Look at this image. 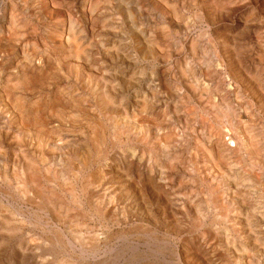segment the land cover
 <instances>
[{
  "label": "rangeland",
  "instance_id": "obj_1",
  "mask_svg": "<svg viewBox=\"0 0 264 264\" xmlns=\"http://www.w3.org/2000/svg\"><path fill=\"white\" fill-rule=\"evenodd\" d=\"M83 4L0 0V264H264V0ZM63 22L76 25L71 53L56 43ZM25 48L44 57L26 88Z\"/></svg>",
  "mask_w": 264,
  "mask_h": 264
},
{
  "label": "bare ground",
  "instance_id": "obj_2",
  "mask_svg": "<svg viewBox=\"0 0 264 264\" xmlns=\"http://www.w3.org/2000/svg\"><path fill=\"white\" fill-rule=\"evenodd\" d=\"M26 1H27V0H26ZM89 1H90V0H84V4H83V6H84V5L87 6V3H88ZM17 2H18V1H17ZM98 2H99V0H98ZM23 3H24V1H23ZM88 5H89V4H88ZM95 5H96V3H95ZM100 5H101V4H100ZM45 6H46V5H45ZM85 6H84V7H85ZM92 7H93V6H92ZM90 9H91V8H90ZM49 10H50V9H49ZM49 10H48V11H49ZM87 10H88V9H87ZM93 10H94V9H93ZM95 10H96V9H95ZM59 11H60V10H59ZM84 11H86V10H84ZM17 12H18V11H17ZM26 12H27V11H26ZM100 12H101V11H100ZM221 12H222V11H221ZM50 13H51V12L47 13L48 16L50 15ZM101 13H102V12H101ZM103 13H105V12H103ZM106 13H107V12H106ZM47 14H46V15H47ZM86 14H88V13H86ZM52 15H53V14H52ZM91 15H93L92 17H94V14H91ZM91 15H89V16L91 17ZM95 15H97V14H95ZM102 15H103V14H102ZM57 16H58V15H57ZM14 17H15V16H14ZM65 17H66V16H65ZM95 17H96V16H95ZM98 17H99V15H98ZM102 17H104V16H102ZM49 18H50V16H49ZM51 18H53V17L51 16ZM51 18H50V19H51ZM81 19H82V18H81ZM90 19H91V18H90ZM94 19H95V18H94ZM99 19H100V18H99ZM47 20H48V19H47ZM52 20H53V19H52ZM52 20H51V22H52ZM83 20H84V19H83ZM95 20H96V19H95ZM70 21H71V20H70ZM98 21H99V20H98ZM11 22H12V21H11ZM55 22H56V21H55ZM59 22H60V21H59ZM79 22H80V21H79ZM105 22H106V21H105ZM105 22H104V23H105ZM232 22H233V21H232ZM52 23H53V22H52ZM57 23H58V22H57ZM80 23H81V22H80ZM55 24H56V23H55ZM59 24H60L59 26H58V25H57V27L55 26L57 30H59V28H61V29H60L61 32H60V34H59L58 39L56 40V43L59 44L60 46H61V45H62V46H63V45H64V46H67L68 50H70L69 52L71 53V47H72V46L74 47V45L71 46V44L73 43V42L71 43V38H72V36L75 35V33H76L75 31H77V30H76V25H75L74 23H72V22H67V23L63 22L62 24H61V23H59ZM89 25H91V24L89 23ZM10 26H11V25H10ZM16 26H17V25H16ZM45 26H46V25H44L43 27H45ZM81 26H82V24H81ZM83 26H84V25H83ZM14 27H15V26H14ZM14 27H12V28H14ZM24 27H25V26H24ZM46 27H47V26H46ZM52 27H53V26H52ZM92 27H93V26H92ZM53 28H54V27H53ZM88 28H90V27H88ZM21 29H22V28H21ZM24 29H25V28H24ZM45 29H46V28H45ZM45 29H44V30H45ZM51 29H52V28H51ZM11 30H12V29H11ZM25 30H26V29H25ZM52 30H54V29H52ZM79 30H80V28H79ZM84 30H85V28H84ZM92 30H97V29H91V32H92ZM21 31H22V30H21ZM45 31H46V30H45ZM85 31H86V30H85ZM85 31H84V32H85ZM16 32H18V31H16ZM32 32H33V31H32ZM32 32H30V33L33 34V36H36V35H34L35 32H34V33H32ZM52 32H54V31H52ZM55 32H56V30H55ZM24 33H25V32H24ZM30 33H29V34H30ZM92 33H94V31H93ZM1 34H2V33H1ZM1 34H0V35H1ZM3 34H4V33H3ZM6 34H7V33H6ZM46 34H47V36H48V33H47V32H46ZM82 34H83V33H82ZM86 34H87V33H86ZM102 34H103V33H102ZM22 35H23V34H21V40H20V42H19L18 45H20V44L24 45V44H25V46H27V47L29 48V47L31 46V41H32V40L30 41L31 38H29L28 35H26V34H24L23 36H22ZM41 35L43 36V33H42ZM44 35H45V33H44ZM51 35H55V34H50V36H51ZM76 35H77V34H76ZM6 36H7V35H6ZM11 36H12V35H11ZM33 36H32V37H33ZM42 36H41V37H42ZM80 36H81V35H80ZM80 36H79V37H80ZM13 37H15V36H13ZM43 37H44V36H43ZM19 38H20V37H19ZM47 38H48V37H47ZM50 38H51V37H50ZM52 38H53V36H52ZM82 38H83V37H82ZM82 38H81V39H82ZM14 39H16V38H14ZM32 39H33V38H32ZM53 39H54V38H53ZM75 39H76V37H75ZM79 39H80V38H79ZM9 40H10V39H9ZM17 40H18V39H17ZM35 40H36V39H35ZM40 40H42V39H40ZM40 40H39V41H40ZM49 40H50V39H49ZM73 40H74V39H73ZM85 40H86V39H85ZM10 41H11V40H10ZM37 41H38V40H37ZM44 41H45V38H44ZM44 41H43V42H44ZM77 41H78V40H77ZM83 41H84V40H83ZM5 42H6V41H5ZM14 42H15V41H14ZM14 42H13V45H15ZM46 42H47V41H46ZM81 42H82V41H81ZM51 43H52V42H51ZM84 43H85V42H84ZM11 44H12V43H11ZM11 44H10V46H12ZM74 44H75V43H74ZM2 45H3V43H2ZM8 45H9V44H8ZM40 45H41V44H40ZM43 45H44V44H43ZM43 45H42V46H43ZM47 45H48V44H46V45H44V46L47 47ZM0 46H1V45H0ZM3 46H4V45H3ZM10 46H9V47H10ZM15 46H16V45H15ZM15 46H14V47H15ZM20 46H21V45H20ZM37 46H38V42H37ZM44 46H43V47H44ZM48 46H49V45H48ZM83 47H84V46H83ZM1 48H2V47H1ZM5 48H6V46H5ZM10 48H11V47H10ZM10 48H8L9 51H12V50H10ZM19 48H20V47H19ZM48 48H49V47H48ZM50 48H51V47H50ZM60 48H61V47H60ZM63 48H64V47H62V49H63ZM16 49H17V47H16ZM16 49H15V50H16ZM25 49L27 50V48H25ZM40 49H41V48H40ZM44 49H45V48H44ZM55 49H56V46H55L54 50H55ZM62 49H61V50H62ZM75 49H76V48H75ZM82 49H83V48H81V50H82ZM6 50H7V49H5V51H6ZM28 50H29V49H28ZM28 50H27V51H28ZM61 50H60V52H61ZM72 50H73V49H72ZM81 50H80V51H81ZM114 50H115V49H114ZM9 51H8V52H9ZM20 51H22V50H20ZM39 51H40V50H39ZM43 51H44V50H43ZM43 51H42V52H43ZM45 51L47 52L48 50H45ZM45 51H44V52H45ZM51 51H53V50H51ZM58 51H59V50H58ZM58 51H57V52H58ZM62 51H63V50H62ZM80 51H79V52H80ZM16 52H17V51H16ZM76 52H77V51L75 50V53H76ZM79 52H77V53L79 54ZM91 52H92V51H91ZM5 53H6V52H5ZM13 53H14V52H13ZM13 53H12V54H13ZM25 53H26V52H25ZM49 53H51V55H52V52H50V50H49ZM67 53H68V52H67ZM72 53H73V52H72ZM75 53H74V54H75ZM80 53H81V52H80ZM0 54H3V55H4V53H0ZM6 54H8V53H6ZM58 54H59V53H58ZM61 54H63V53H61ZM17 55H19V54H17ZM47 55H48V54H47ZM76 55H77V54H76ZM84 55H89V54H84ZM1 56H2V55H1ZM7 56H8V55H7ZM10 56H11V55H10ZM22 56H23V55H22ZM22 56H20V57H22ZM40 56H41V53H38L37 50L32 49V52L29 53V51H28V53H27L26 55H24V57L22 58V60L20 61V63L16 60V62L19 63V64H17V65L19 66V68H18V67H17V68H18V69L21 68L22 75H24V77H25L24 80H23V81H24V84H22V85L24 86V88H26L25 85H26L27 83H29L31 80L35 79V78L31 77V76H30L31 78H28V76H29L28 73H29V69H32V68L34 69V68H35L34 70H36V68L40 67V66L35 67V66H37V61H39V62H42V61H43V58H44V57H40ZM58 56H60V54H59ZM79 56H80V58H81V55H79ZM3 57H4V56H3ZM3 57H2V59H3ZM5 57H6V56H5ZM8 57H9V56H8ZM18 57H19V56H18ZM84 57H85V56H84ZM16 58H17V57H16ZM64 58H65V57H64ZM67 58H68V57H67ZM69 58H70V62H71V63H72V62H73V63L75 62V58H76V57H75L73 54H70ZM69 58H68V59H69ZM87 58H89V57H87ZM106 58H107V57H106ZM6 59H7V58H6ZM45 59H46V57H45ZM68 59H67V62L69 61ZM76 59H77V58H76ZM53 60H54V59H52L51 62H52ZM55 60H56V59H55ZM60 60H61V59H60ZM86 60H87V59H86ZM10 61H11V60H10ZM56 61H57V60H56ZM56 61H55V62H56ZM63 61H65V60L63 59ZM79 61H80V59H79ZM91 61H92V60H91ZM0 62H1V61H0ZM57 62H58V61H57ZM57 62H56V63H57ZM86 62H87V65H88L87 67H89V65H90V64L88 63L89 61H86ZM86 62H84V63H86ZM13 63H14V62H13ZM82 63H83V61H82ZM4 64H5V63H3V65H4ZM15 64H16V63H15ZM48 64H49L50 69H53V64L50 63V61H49ZM78 64H79V63H78ZM78 64H77V65H78ZM7 65H8V64H7ZM10 65H11V64H10ZM0 66H2V64H1ZM15 66H16V65H15ZM60 66H61V65H60ZM79 66H80V65H79ZM95 66H96V65H95ZM6 67H7V66H6ZM6 67H5V68H6ZM43 67H45V66H43ZM46 67H47V66H46ZM55 67H56V66H55ZM68 67H69V66H68ZM93 67H94V66H93ZM96 67H97V66H96ZM12 68H13V67H12ZM15 68H16V67H15ZM59 68H60V67H59ZM62 68H64V70H65V67H64V66H63ZM66 68H67V67H66ZM70 68H71V67H70ZM78 68H79V67H78ZM90 68H91V65H90ZM2 69H3V68H2ZM43 69H44V68H43ZM74 69H75V68H74V66H73V70H74ZM34 70H33V71H34ZM41 70H42V68H41ZM41 70H40V72H41ZM56 70L58 71V69H56ZM71 70H72V69H71ZM92 70H93V69H92ZM98 70H99V68H98ZM98 70H97V71H98ZM0 71H1V68H0ZM8 71H9V69H8ZM10 71H12V70H10ZM17 71H18V70H17ZM31 71H32V70H31ZM46 71H47V68H46ZM49 71H50V70H49ZM53 71H55V70H53ZM66 71H67V69L65 70V72H66ZM78 71H79V70H78ZM95 71H96V69H95ZM194 71H195V70H194ZM34 72H35V71H34ZM42 72H43V70H42ZM58 72H59V71H58ZM58 72L55 71L56 74H57ZM62 72H63V70H62ZM62 72H60V73H62ZM90 72H91V70H90ZM92 72H93V71H92ZM92 72H91V73H92ZM0 73L2 74V72H0ZM7 73H8V72H7ZM7 73H6V74H7ZM12 73H13V72H11V74H12ZM18 73H19V72H18ZM37 73H38V72H37ZM68 73H69V71L67 72V74H68ZM70 73H71V72H70ZM76 73H77V71H76ZM76 73H75V74H76ZM114 73H115V72H114ZM11 74H10V77H13ZM30 74H31V73H30ZM41 74H42V73H41ZM41 74H39V76H40ZM48 74H49V73H48ZM56 74H54V76H57V77H58V75H56ZM58 74H59V73H58ZM65 74H66V73H65ZM73 74H74V73H73ZM94 74H95V73H94ZM96 74H97V73H96ZM98 74H99V72H98ZM2 75H3V74H2ZM7 75H8V74H7ZM7 75H6V76H7ZM31 75H34V74H31ZM45 75H47V74L45 73ZM52 75H53V74H52ZM60 75L63 76V78H65V76H66V75L64 76V75H62V74H60ZM68 75H69V74H68ZM78 75H79V74H78ZM78 75H76V77H77ZM102 75H103V74H102ZM6 76H4V77H6ZM19 76H20V75H19ZM71 76H73V75H71ZM85 76H86V75H85ZM93 76H94V75H93ZM4 77H3V78H4ZM8 77H9V76H8ZM34 77H35V76H34ZM46 77H47V76H46ZM67 77H69V76H67ZM78 77H79V76H78ZM6 78H7V77H6ZM6 78H5V79H6ZM43 78H44V77H43ZM55 78H56V77H55ZM71 78H72V77H71ZM80 78H81V76H80ZM90 78H92V76H91ZM7 79H8V78H7ZM16 79H17V78H16ZM36 79H37V78H36ZM36 79H35V80H36ZM38 79H39V78H38ZM47 79L49 80V77H48ZM47 79H45V80H47ZM51 79H54V78H50V80H51ZM72 79H73V78H72ZM77 79H78V81H79V78H77ZM81 79H83V78H81ZM85 79H86V78H85ZM45 80H44V81H45ZM50 80H49V83H50ZM54 80H55V79H54ZM54 80H53V81H54ZM58 80H59V79H58ZM63 80L65 81V79H63ZM69 80H70V82H71V79H69ZM92 80H93V78H92ZM8 81H9V80H8ZM20 81H21V80H20ZM36 81H37V80H36ZM61 81H62V79H61ZM67 81H68V80H67ZM45 82H46V81H45ZM45 82L42 81V83H45ZM58 82H59V81H58ZM70 82H69V83H70ZM73 82H75V80H74ZM84 82H85V81H84ZM86 82H87V81H86ZM86 82H85V83H86ZM3 83H5V82H3ZM21 83H23V82H20V83H18V84L20 85ZM35 83H36V85L38 84V82H35ZM35 83H34V84H35ZM40 83H41V82H40ZM40 83H39V84H40ZM47 83H48V81H47ZM53 83H54V82H53ZM66 83H67V82H65V84H66ZM77 83H78V82H77ZM88 83H90V82H88ZM102 83H103V82H102ZM50 84H51V83H50ZM63 84H64V83H63ZM70 84H71V83H70ZM91 84H92V83H91ZM91 84H90V86H91ZM94 84H95V83H94ZM97 84H98V83H97ZM103 84H104V83H103ZM105 84H106V83H105ZM4 85L6 86V83H5ZM12 85H13V84H11V86H12ZM42 85H43V84H42ZM42 85H40V87H41ZM45 85H46V83H45ZM71 85H72V84H71ZM85 85H89V84H85ZM85 85H84V86H85ZM98 85H100V84H98ZM107 85H108V84H106V86H107ZM193 85H194V84H193ZM8 86H9V85H8ZM37 86H38V85H37ZM43 86H44V85H43ZM49 86H50V85H49ZM60 86L62 87L63 85H60ZM66 86H68V85H66ZM80 86H82V85L80 84ZM80 86H79V87H80ZM93 86H94V85H92V87H93ZM106 86H105L104 88H106ZM190 86H191V85H190ZM204 86H205V85H204ZM12 87H13V86H12ZM20 87H21V86H20ZM33 87H34V86H33ZM56 87H57V85H56ZM58 87H59V86H58ZM70 87H71V86H70ZM70 87H69V88H70ZM74 87H75V85H74ZM82 87H83V86H82ZM3 88H4V86H3ZM8 88H9V87H8ZM18 88H19V87H18ZM18 88H17V89H18ZM35 88H36V87H35ZM66 88H67V87H66ZM69 88H67V89H69ZM86 88H87V87H86ZM100 88H101V87H100ZM102 88H103V87H102ZM12 89H13V88H12ZM12 89H11V91H12ZM14 89H15V88H14ZM47 89H48V88H47ZM49 89H50V88H49ZM56 89H57V88H56ZM58 89H59V88H58ZM62 89H63V88H61V89H59V90L62 91ZM71 89H72V88H71ZM71 89H69V90H71ZM77 89H78V88H77ZM83 89H84V88H83ZM91 89H92V88H91ZM94 89H95V87H94ZM106 89H108V88H106ZM106 89H105V90H106ZM110 89H111V88H110ZM1 90H2V88H1ZM21 90H22V89H21ZM29 90H32V88L29 89ZM63 90H64V89H63ZM69 90H68V91H69ZM75 90H76V89H75ZM75 90H74V91H75ZM86 90H87V89H86ZM88 90H90V88H88ZM92 90H93V89H92ZM95 90H96V89H95ZM95 90H94V91H95ZM2 91H3V90H2ZM18 91H19V89H18ZM18 91H17V92H18ZM37 91H38V90H37ZM57 91H58V90H57ZM57 91H56V92H57ZM74 91H73V93H74ZM99 91H100V90H99ZM111 91H112V90H111ZM204 91H205V90H204ZM17 92H16V93H17ZM30 92H34V90H33V91H30ZM35 92H36V91H35ZM38 92H39V91H38ZM49 92H50V91H49ZM58 92H59V91H58ZM65 92H66V91H65ZM77 92H78V90H77ZM79 92H80V91H79ZM81 92L83 93V91H81ZM92 92H93V91H92ZM95 92L97 93V92H98V89H97V91H95ZM105 92H106V91H105ZM112 92H113V91H112ZM4 93H6V92H4ZM7 93H8V91H7ZM11 93H12V92H11ZM18 93H19V92H18ZM23 93H27V94H28L29 92H25V91L22 92V97H23ZM42 93H43V92H42ZM44 93H45V92H44ZM62 93H63V92H60L59 94L61 95ZM68 93H69V92H68ZM82 93H81V94H82ZM88 93H89V92H88ZM93 93H94V92H93ZM102 93L104 94L103 91H102ZM1 94H2V93H1ZM30 94H32V93H30ZM38 94H39V93H38ZM57 94H58V93H57ZM66 94H67V92H66ZM70 94H71V93H70ZM91 94H92V93H91V90H90V95H91ZM153 94H154V93H153ZM258 94H259V93H258ZM7 95H8V94H7ZM7 95H5V96H7ZM20 95H21V93H20ZM77 95H78V94H77ZM85 95H86V94H85ZM87 95H88V94H87ZM95 95H96V94H94V96H95ZM99 95H100V92H99ZM5 96H4V97H5ZM8 96H10V95H8ZM12 96H13V95H11V97H12ZM47 96H49V95H47ZM47 96H46V97H47ZM65 96H66V95H65ZM67 96H68V94H67ZM71 96H72V95H71ZM75 96H76V93H75ZM80 96H81V95H80ZM82 96H83V95H82ZM94 96H93V97H94ZM96 96L98 97V95H96ZM13 97H14V96H13ZM16 97H17V95H16ZM36 97H37V96H36ZM41 97H42V96H41ZM56 97H57V96H56ZM61 97H62V96H61ZM86 97H87V96H86ZM101 97H102V94H101ZM104 97H105V94H104ZM6 98H7V97H6ZM9 98H10V97H9ZM24 98H26V97H24ZM39 98H40V97H39ZM39 98H37V99H39ZM59 98H60V97H59ZM59 98H58V100H59ZM66 98H67V97H66ZM83 98H85V97H82V99H83ZM98 98H99V97H98ZM98 98H95V99H98ZM4 99H5V98H4ZM7 99H8V98H7ZM11 99H12V98H11ZM21 99H22V98H21ZM37 99H36V100H37ZM42 99H43V97H42ZM42 99H40V100L42 101ZM63 99H64V98H63ZM71 99H72V98H71ZM73 99H74V98H73ZM88 99H89V98H88ZM95 99H94V100H95ZM1 100H3V99H1ZM22 100H23V99H22ZM22 100H21V102H24V101H22ZM34 100H35V99H34ZM48 100H50V99H47V101H48ZM55 100H57V99H55ZM60 100H62V99H60ZM64 100H65V99H64ZM83 100H85V99H83ZM86 100H87V98H86ZM89 100H90V99H89ZM89 100H88V101H89ZM94 100H93V101H94ZM9 101H10V100H9ZM14 101H16V99H15ZM25 101H26V100H25ZM45 101H46V100H45ZM50 101H51V100H50ZM50 101H49V104H50ZM53 101H54V97H53ZM69 101H70V100H69ZM95 101H98V100H95ZM100 101H101V99H100ZM21 102H20V103L17 102V104L19 103V105H23V103H21ZM55 102H56V101H55ZM57 102H58V101H57ZM63 102H64V101H63ZM65 102H66V100H65ZM65 102H64V104H65ZM73 102H74V101L72 100V104H73ZM76 102H77V101L75 100L74 105H75ZM98 102H99V101H98ZM6 103H7V102H6ZM43 103H44V102H43ZM70 103H71V102H70ZM78 103H79V102H78ZM89 103H90V102H88L87 104L90 105ZM139 103H140V102H139ZM142 103H143V102H142ZM17 104H16V105H17ZM34 104H35V103H34ZM34 104H33V105H34ZM40 104H41V103H40ZM44 104H45V103H44ZM58 104H60V101H59ZM61 104H62V103H61ZM83 104H85V103H83ZM87 104H86V105H87ZM10 105H11V104H10ZM14 105H15V104H14ZM27 105H28V104H27ZM35 105H37V103H36ZM47 105H48V104H47ZM47 105H45V106H47ZM76 105H77V104H76ZM86 105H84V107H85ZM100 105H101V104H100ZM143 105H144V103H143ZM3 106H4V105H3ZM8 106H9V105H8ZM54 106H55V105H54ZM68 106H69V108H70V105H69V104H68ZM71 106H72V105H71ZM78 106H79V105H78ZM109 106H110V105H109ZM118 106H119V105H118ZM213 106H214V105H213ZM0 107H1V106H0ZM6 107H7V106H6ZM11 107H12V106H11ZM15 107H17V106H14V108H15ZM19 107L21 108V110H23L24 108L26 109V107H21V106H19ZM27 107H28V106H27ZM33 107H35V106H32V108H33ZM40 107H41V106H40ZM40 107H38L39 110H41ZM61 107H62V105H61ZM73 107H75V106H73ZM82 107H83V105H82ZM82 107L80 106V109H81ZM84 107H83V108H84ZM116 107H117V106H116ZM1 108H2V107H1ZM17 108H18V107H17ZM17 108H16V110L19 111L20 108H19V109H17ZM22 108H23V109H22ZM32 108H31V109H32ZM36 108H37V106H36ZM43 108H45V107H43ZM52 108H53V106H52ZM67 108H68V107H67ZM76 108L78 109V107H76ZM107 108H108V107H107ZM143 108H144V107H142V109H143ZM9 109H10V108H9ZM33 109H34V108H33ZM54 109H55V107H54ZM62 109H63V107L60 109V110H61V111H60L61 114H62V112L65 111V110L62 111ZM80 109H79V110H80ZM144 109H145V108H144ZM21 110H20V111H21ZM36 110H38V109H35V111H36ZM67 110L69 111V109H67ZM71 110H72V108H71ZM75 110H76V109H75ZM83 110H84V109H83ZM92 110H93V109H92ZM20 111H19V113H20ZM52 111H53V109H52ZM77 111H78V110H77ZM84 111H85V110H84ZM141 111H142V110H141ZM141 111H140V112H141ZM143 111H144V110H143ZM23 112H24V111H23ZM28 112H29V110H27V111H26V114H25V113H24V114L28 116V115H29ZM31 112H32V111H31ZM36 112H38V111H36ZM43 112H44V111H43ZM43 112H42V113H43ZM50 112H51V110H50ZM86 112H87V111H86ZM125 112H126V111H125ZM17 113H18V112H17ZM21 113H22V112H21ZM32 113H33V112H32ZM40 113H41V112H40ZM71 113H72V112H71ZM223 113H224V112H223ZM46 114H47V113H46ZM53 114H54V116H55L56 114H59L58 110H57V113H56V114H55V111L53 112ZM75 114L77 115V113H75ZM30 115H31V114H30ZM37 115H38V114H37ZM43 115H44V114H43ZM51 115H52V114H51ZM51 115L49 114L48 116L51 117ZM62 115H63V114H62ZM65 115H69V114L67 113V114H65ZM71 115H72V114H71ZM78 115H79V114H78ZM3 116H4V115H3ZM15 116H16V115H15ZM27 116H26V117H27ZM52 116H53V115H52ZM60 116H61V115H60ZM87 116H88V115H87ZM97 116H98V115H97ZM97 116H96V117H97ZM108 116H109V115H108ZM32 117H33V116H32ZM34 117H36V116H34ZM37 117H38V116H37ZM41 117H43V116H41ZM41 117H40V118H41ZM46 117H47V116H46ZM64 117H65V116H64ZM66 117H68V116H66ZM99 117H100V116H99ZM106 117H107V116H106ZM40 118H39V119H40ZM53 118H57V117H53ZM60 118H61V117H60ZM62 118H63V117H62ZM71 118H72V117H70V119H71ZM75 118H76V116L74 117V119H75ZM78 118L80 119V117H78ZM78 118H77V119H78ZM88 118H89V116H88ZM88 118H86V119H88ZM125 118H126V117H125ZM17 119H20V118H17ZM24 119L27 121L26 118H24ZM24 119H23V120H24ZM30 119H31V118H30ZM33 119H34V118H33ZM35 119H36V118H35ZM39 119H38V120H39ZM44 119H45V118H44ZM51 119H52V118H51ZM64 119H65V118H64ZM70 119H69V120H70ZM74 119H73V120H74ZM79 119H78V120H79ZM81 119H82V118H81ZM84 119H85V118H84ZM104 119H106V118H104ZM127 119H128V118H127ZM23 120H22V121H23ZM38 120H36V121L34 120L33 122H36L35 124H37V123H38ZM48 120H49V119H48ZM71 120H72V119H71ZM75 120H76V119H75ZM91 120H92V119H91ZM22 121H21V122H22ZM40 121H41V120H40ZM63 121H64V120H63ZM97 121H98V120H97ZM2 122H3V121H2ZM19 122H20V121H19ZM42 122H46V120H42ZM51 122H52V121H51ZM61 122H62V121H61ZM66 122H68V120H67ZM99 122H100V121H99ZM126 122H127V121H126ZM3 123H5V122H3ZM27 123H28V122H27ZM47 123H49V122H47ZM47 123H46V124H47ZM58 123H59V122H58ZM72 123H73V122H72ZM75 123H76V121H75ZM80 123H81V122H80ZM105 123H106V122H105ZM123 123H124V122H123ZM6 124H7V123H6ZM32 124H33V123H32ZM35 124H34V126H35ZM38 124H40V123H38ZM38 124H37V125H38ZM42 124H43V123H42ZM44 124H45V123H44ZM64 124H65V123H64ZM66 124H68V123H66ZM77 124H78V123H77ZM99 124H100V123H99ZM101 124H102V123H101ZM114 124H115V123H114ZM116 124H117V123H116ZM236 124H237V123H236ZM21 125H22V123H21ZM53 125H54V124H53ZM73 125H75V124H72V126H73ZM32 126H33V125H32ZM41 126H42V125H41ZM41 126H40V127H41ZM43 126H44V125H43ZM61 126H62V124H61ZM61 126H60V127H61ZM66 126H67V125H66ZM69 126H70V125H69ZM87 126H88V125H87ZM97 126H98V125H97ZM123 126H124V125H123ZM35 127H36V126H35ZM57 127H58V125H57ZM70 127H71V126H70ZM75 127H76V126H75ZM77 127H78V126H77ZM95 127H96V126H95ZM36 128H37V127H36ZM46 128H47V127H46ZM55 128H56V127H55ZM61 128H62V127H61ZM120 128H121V127H120ZM28 129H29V127L27 128V131H26V132L29 131ZM41 129H42V128H41ZM65 129H66V128H65ZM95 129H96V128H95ZM103 129H104V128H103ZM35 130H36V129H35ZM39 130H40V129L36 130V132L34 131L35 134H36V136H37V131H39ZM45 130H46V129H45ZM55 130H56V129H55ZM139 130H140V129H139ZM229 130H230V129H229ZM4 131H5V130H4ZM14 131H15V130H14ZM41 131H42V130H40V132H41ZM48 131H50V130H48ZM66 131H68V130H66ZM90 131H91V130H90ZM142 131H143V130H142ZM26 132H25V133H26ZM43 132H45V131H42V134H43ZM70 132H71V131H70ZM70 132H69V134H67V135H70ZM112 132H113V130H112ZM45 133H46L45 135H47V134L50 135V132H49V133H48V132H45ZM66 133H67V132H66ZM92 133H93V132H92ZM113 133H114V132H113ZM5 134H6V131H5ZM28 134H29V133H28ZM38 134H39V132H38ZM93 134H94V133H93ZM148 134H149V133H148ZM150 134H151V133H150ZM45 135H44V136H45ZM109 135H110V134H109ZM131 135H132V134H131ZM134 135H136V134H134ZM145 135H146V134H145ZM15 136H16V135H15ZM24 136H25V135H24ZM36 136H35V137H36ZM44 136H43V137H44ZM51 136H52V133H51ZM72 136H73V135H72ZM107 136H108V134H107ZM176 136H177V135H176ZM27 137H28V136H27ZM27 137H26V138H27ZM29 137H30V136H29ZM38 137H41V134H40L39 136H37V138H38ZM43 137L40 138V139L43 140ZM54 137H55V135H54ZM66 137H67V136H66ZM95 137H96V136H95ZM95 137H94V138H95ZM100 137H102V136H100ZM118 137H119V136H118ZM134 137H135V136H134ZM237 137H238V136H237ZM11 138H12V137H11ZM30 138H31V137H30ZM73 138H74V137H73ZM229 138H230V137H229ZM6 139H7V138H6ZM63 139H64V138H63ZM131 139H132V138H131ZM144 139H145V138H144ZM146 139H147V137H146ZM35 140H36V139H35ZM42 140H41V141H42ZM57 140H59V139H57ZM66 140H67V139H65V141H66ZM71 140H72V139H71ZM101 140H102V139H101ZM21 141H22V140H21ZM37 141H38V139H37ZM72 141H73V140H72ZM108 141H109V140H108ZM110 141H111V140H110ZM116 141H117V140H116ZM152 141H153V140H152ZM157 141H158V140H157ZM5 142H6V141H5ZM129 142H131V141H129ZM144 142H145V141H144ZM15 143H16V142H15ZM37 143H38V142H37ZM39 143H40V142H39ZM56 143H57V142H56ZM62 143H63V142H62ZM65 143H66V142H65ZM67 143H68V142H67ZM142 143H143V142H142ZM223 143H224V142H223ZM231 143H232V142H231ZM16 144H17V143H16ZM16 144H15V145H16ZM47 144H48V143H47ZM118 144H119V143H118ZM129 144H130V143H129ZM228 144H229V143H228ZM59 145H61V144L59 143ZM64 145H65V144H64ZM82 145H83V144H82ZM111 145H112V144H111ZM114 145H115V144H114ZM119 145H120V144H119ZM162 145H163V144H162ZM37 146H38V145H37ZM37 146H35V147H37ZM154 146H156V145H154ZM224 146H225V145H224ZM31 147H32V146H31ZM74 147H75V146H74ZM226 147H227V146H226ZM245 147H246V146H245ZM71 148H72V147H71ZM93 148H94V147H93ZM98 148H99V147H98ZM220 148H221V147H220ZM247 148H248V147H247ZM38 149H39V148H38ZM43 149H44V148H43ZM52 149H53V148H52ZM54 149H55V148H54ZM96 149H97V148H96ZM96 149H95V150H96ZM99 149H100V148H99ZM124 149H125V148H124ZM222 149H223V148H222ZM22 150H23V149H22ZM38 151H39V150H38ZM47 151H48V150H47ZM53 151H55V150H53ZM87 151H89V150H87ZM18 152H19V151H18ZM89 152H90V151H89ZM98 152L100 153V151H98ZM156 152H157V151H156ZM11 153H12V152H11ZM37 153H38V152H37ZM40 153H41V152H40ZM44 153H45V152H44ZM56 153L58 154V152H56ZM91 153H92V152H91ZM13 154H16V152L13 153ZM53 154H55V153H53ZM53 154H52V155H53ZM249 154H250V153H249ZM0 155H1V154H0ZM20 155H21V154H20ZM23 155H24V154H23ZM30 155H31V154H30ZM48 155H49V154H48ZM83 155H84V154H83ZM144 155H145V154H144ZM149 155H150V153H149ZM106 156H107V155H106ZM40 157H42V156H40ZM86 157H87V156H86ZM86 157H85V160H86ZM168 157H169V156H168ZM23 158H24V157H23ZM43 158H45V157L43 156L42 159H43ZM158 158H159V157H158ZM237 158H238V157H237ZM14 159H15V158H14ZM42 159H41V160H42ZM52 159H53V158H52ZM56 159H57V158H56ZM82 159H83V158H82ZM93 159H94V158H93ZM58 160H59V159H58ZM153 160H154V159H153ZM17 161H18V160H17ZM21 161H22V160H21ZM87 161H88V159H87ZM12 162H13V160H12ZM22 162H24V160H23ZM26 162H27V161H26ZM168 162H169V161H168ZM52 163H53V162H52ZM60 163H61V162H60ZM121 163H122V162H121ZM226 163H227V162H226ZM12 164H13V163H12ZM29 164H30V163H29ZM93 164H94V163H93ZM96 164H97V163H96ZM124 164H125V163H124ZM99 165H100V164H99ZM104 165H105V164H104ZM230 165H231V164H230ZM49 166H50V164H49ZM77 166H78V165H77ZM215 166H216V165H215ZM12 167H13V166H12ZM86 167H87V166H86ZM122 167H123V166H122ZM163 167H164V166H163ZM170 167H171V166H170ZM253 167H254V166H253ZM25 168H26V167H25ZM28 168H29V167H28ZM61 168H62V167H61ZM117 168H118V167H117ZM136 168H137V167H136ZM233 168H234V166H233ZM5 169H6V167H5ZM8 169H9V168H8ZM37 169H38V168H37ZM55 169H56V168H55ZM59 169H60V168H59ZM38 170H39V169H38ZM71 170H72V169H71ZM119 170H120V169H119ZM48 171H49V170H48ZM61 171H62V170H61ZM88 171H89V170H88ZM110 171H111V170H110ZM116 171H117V170H116ZM138 171H139V170H138ZM174 171H175V170H174ZM176 171H177V170H176ZM12 172H13V171H12ZM12 172H11V173H12ZM53 172H54V170H53ZM62 172H63V171H62ZM69 172H70V171H69ZM163 172H165V171H163ZM228 172H229V171H228ZM40 173H41V172H40ZM47 173L49 174V172H47ZM54 173H55V172H54ZM54 173H53V174H54ZM127 173H128V172H127ZM137 173H138V172H137ZM149 173H150V172H149ZM217 173H218V172H217ZM219 173H220V172H219ZM6 174H7V173H6ZM22 174H23V172H22ZM29 174H30V172H29ZM44 174H46V172H45ZM99 174H100V173H99ZM122 174H123V173H122ZM122 174H121V175H122ZM10 175H11V174H10ZM36 175H37V173H36ZM77 175H78V174H77ZM160 175H161V173H160ZM160 175H159V176H160ZM4 176H5V175H4ZM28 176H29V175H28ZM34 176H35V175H34ZM34 176H33V177H34ZM51 176H52V175H51ZM21 177H22V175H21ZM23 177H24V176H23ZM35 177H36V176H35ZM39 177H40V176H39ZM46 177H48V176H46ZM79 177H80V176H79ZM103 177H105V176H103ZM121 177H122V176H121ZM157 177H158V176H157ZM28 178H29V177H28ZM58 178H60V177H58ZM74 178H75V177H74ZM93 178H94V177H93ZM96 178H99V176L96 177ZM149 178H150V177H149ZM21 179H22V178H21ZM37 179H38V178H37ZM43 179H44V178H43ZM80 179H81V178H80ZM101 179H102V178H101ZM125 179H126V178H125ZM125 179H124V180H125ZM138 179H139V177H138ZM161 179H162V178H161ZM6 180H7V179H6ZM18 180H19V178H18ZM30 180L33 181L32 179H30ZM40 180H41V179H40ZM67 180H68V179H67ZM84 180H85V179H84ZM98 180H99V179H98ZM102 180H103V179H102ZM157 180H158V179H157ZM22 181H23V180H22ZM92 181H93V180H92ZM194 181H195V180H194ZM24 182H25V181H24ZM125 182H126V181H125ZM127 182H128V181H127ZM129 182H130V180H129ZM22 183H23V182H22ZM29 183H30V182H29ZM33 183H36V182H33ZM80 183H81V182H80ZM98 183H99V182H98ZM147 183H148V182H147ZM151 183H152V182H151ZM169 183H170V182H169ZM226 183H227V182H226ZM24 184H26V183H24ZM31 184H32V183H31ZM50 184H51V183H50ZM61 184H62V183H61ZM143 184H144V183H143ZM149 184H150V183H149ZM26 185H28V184H26ZM39 185H40V184H39ZM65 185H66V184H65ZM86 185H88V184H86ZM90 185H91V184H90ZM10 186H11V185H10ZM30 186H31V185H30ZM34 186H35V185H34ZM34 186H32V187H34ZM42 186H43V185H42ZM66 186H67V185H66ZM66 186H64V188H67ZM71 186H72V185H71ZM73 186H74V185H73ZM22 187H23V186H22ZM35 187H36V186H35ZM68 187H70V186H68ZM76 187H77V186H76ZM83 187H84V186H83ZM99 187H100V186H99ZM129 187H130V186H129ZM167 187H168V186H167ZM30 188H31V187H30ZM90 188H91V187H90ZM134 188H135V187H134ZM148 188H149V187H148ZM57 189H58V188H57ZM93 189H94V187H93ZM138 189H139V188H138ZM7 190H8V189H7ZM22 190H24V187L22 188ZM28 190L31 191L32 188H31V189H28ZM44 190H45V188H44ZM47 190H48V189H47ZM49 190H52V189H49ZM154 190H155V189H154ZM33 191H34V189H33ZM39 191H40V190H39ZM87 191H88V190H86V192H87ZM132 191H133V190H132ZM136 191H137V190H136ZM140 191H141V190H140ZM170 191H171V190H170ZM3 192H6V191H3ZM28 192H29V191H28ZM37 192H38V190H37ZM66 192H67V191H65V193H66ZM155 192H157V191H155ZM68 193H69V192H68ZM38 194L40 195V193H38ZM38 194H36V195H38ZM61 194L63 195V193H61ZM76 194H78V193H76ZM80 194H81V193H80ZM101 194H102V193H101ZM118 195H119V194H118ZM201 195H202V194H201ZM11 196H12V195H11ZM11 196H9V197H11ZM22 196H23V194H22ZM5 197H6V196H5ZM44 197H45V196H44ZM44 197H43V198H44ZM73 197H74V195H73ZM73 197H72V198H73ZM17 198H18V197H17ZM19 198H20V197H19ZM74 198H78V197L76 196V197H74ZM23 199H24V198H23ZM26 199H27V198H25V200H26ZM29 199H31V198L29 197ZM29 199H28V200H29ZM45 199H47V198L45 197ZM45 199H44V200H45ZM54 199H55V198H54ZM93 199H94V198H93ZM124 199H125V198H124ZM63 200H64V199H63ZM97 200H98V199H97ZM222 200H223V199H222ZM30 201H32V200H30ZM33 201H34V200H33ZM54 201H55V200H54ZM67 201H68V200H67ZM73 201H74V200H73ZM93 201H94V200H93ZM100 201H101V200H100ZM110 201H111V199H110ZM114 201H115V200H114ZM188 201H189V200H188ZM78 202H79V201H78ZM71 203H73V202L71 201ZM97 203H98V202H97ZM22 204H23V203H22ZM43 204H45V203H43ZM101 204H102V203H101ZM37 205H38V204H37ZM73 205H74V204H73ZM79 205H80V204H79ZM91 205H92V204H91ZM104 205H105V204H104ZM194 205H195V204H194ZM68 206H70V205H68ZM37 207H38V206H37ZM40 207H41V206H40ZM76 207H77V206H76ZM92 207H93V206H92ZM94 207H95V206H94ZM101 207H102V206H101ZM103 207H104V206H103ZM216 207H217V206H216ZM220 207H221V206H220ZM60 208H61V207H60ZM78 208H79V207H78ZM99 208H100V207H99ZM0 209H1V208H0ZM81 209H82V208H81ZM96 209H98V207H96ZM100 209H101V208H100ZM123 209H124V208H123ZM110 210H111V209H110ZM110 210H109V211H110ZM2 211H3V210H2ZM113 211H114V210H113ZM117 211H118V210H117ZM81 212H82V211H81ZM97 212H98V211H97ZM105 212H106V210H105ZM105 212H104L103 214H105ZM114 212H116V210H115ZM114 212H113V213H114ZM55 213H56V212H55ZM68 213H70V212L68 211ZM113 213H111V214H113ZM0 214H1V213H0ZM41 214H42V212H41ZM85 214H86V213H85ZM98 214H99V213H98ZM123 214H124V213H123ZM123 214H122V215H123ZM125 214H126V213H125ZM8 215H9V214H8ZM52 215H53V214H52ZM64 215H65V214H64ZM99 215H100V214H99ZM9 216H10V215H9ZM65 216H66V215H65ZM68 216H69V215H68ZM90 216H91V215H90ZM102 216H103V215H102ZM76 217H77V216H76ZM76 217H75V219H76ZM103 217H104V216H103ZM103 217H102V218H103ZM108 217H109V216H108ZM108 217H107V218H108ZM262 217H263V216H262ZM63 218H65V217H63ZM72 218H73V217H72ZM77 218H78V217H77ZM98 218H99V217H98ZM113 218H114V217H113ZM115 218H116V217H115ZM203 218H204V217H203ZM203 218H202V219H203ZM70 219H71V218H70ZM70 219H69L68 222H70ZM105 219H106V218H105ZM55 220H56V219H55ZM63 220H64V219H63ZM63 220H62V221H63ZM73 220H74V219H73ZM82 220H83V218H82ZM100 220H101V219H100ZM111 220H112V219H111ZM204 220H205V219H204ZM71 221H72V220H71ZM114 221H115V219H114ZM116 221H117V220H116ZM198 221H199V220H198ZM15 222H16V221H15ZM102 222H103V221H102ZM12 223H14V222H12ZM65 223H66V222H65ZM106 223H107V222H106ZM239 223H240V222H239ZM17 224H18V223H17ZM34 224H35V223H34ZM55 224H56V223H55ZM20 225H21V224H20ZM35 225H36V224H35ZM74 225H75V224H74ZM77 225H78V224H76V226H77ZM67 226H68V225H67ZM67 226H66V227H67ZM83 226H84V225H83ZM86 226H87V225H86ZM94 226H95V225H94ZM100 226H101V225H100ZM110 226H111V225H110ZM112 226H113V224H112ZM149 226H150V225H149ZM247 226H248V225H247ZM71 227H72V226H71ZM71 227H70V228H71ZM73 227H74V226H73ZM87 227H88V226H87ZM125 227H126V226H125ZM210 227H211V226H210ZM58 228H59V227H58ZM91 228H92V227H91ZM217 228H218V227H217ZM95 229H96V228H95ZM102 229H103V228H102ZM105 229H106V228H105ZM89 230H92V229H89ZM120 230H121V229H120ZM125 230H126V229H125ZM142 230H143V229H142ZM92 231H93V230H92ZM31 232H32V231H31ZM62 232H63V231H62ZM87 232H89V231L87 230ZM228 232H229V231H228ZM3 233H4V232H3ZM125 233H126V232H125ZM226 233H227V232H226ZM10 234H11V233H10ZM80 234H81V233H80ZM71 235H72V234H71ZM75 235H76V234H75ZM77 235H78V234H77ZM85 235H86V234H85ZM220 235H221V234H220ZM69 236H70V235H69ZM72 236H73V235H72ZM79 236H81V235H79ZM88 236H89V235H88ZM85 237H86V236H85ZM91 237H92V236H91ZM95 237H96V236H95ZM72 238H73V237H72ZM87 238L89 239V237H87ZM93 238H94V236H93ZM108 238H109V237H108ZM62 239H63V238H62ZM81 239H82V238H81ZM88 239H87V240H88ZM94 239L96 240V238H94ZM105 239H106V238H105ZM36 240H37V239H36ZM69 240H70V239H69ZM95 240H94V241H95ZM107 240H108V239H107ZM111 240H112V239H111ZM55 241H56V240H55ZM76 241H77V240H76ZM80 241H81V240H80ZM83 241H84V239H83ZM83 241H81V242H83ZM90 241H92V240L90 239ZM94 241H93V242H94ZM201 241H202V240H201ZM78 242H79V241H78ZM98 242H99V241H98ZM212 242H213V241H212ZM84 243H86V242H84ZM84 243H83V244H84ZM88 243H89V242H88ZM88 243H87L86 245H85V244H84V245L87 246ZM19 244H20V243H19ZM62 244H64V243H62ZM83 244H82V245H83ZM89 244H91V243H89ZM98 244H99V243H98ZM36 245H37V244H36ZM66 245H67V244H66ZM74 245H75V244H74ZM126 245H127V244H126ZM48 246H50V245H48ZM9 247H11V246H9ZM79 247H80V246H79ZM81 247H82V246H81ZM89 247H90V246H89ZM87 248H88V247H87ZM90 248L92 249V247H90ZM56 249H57V248H56ZM73 249H74V248H73ZM75 249H76V248H75ZM84 249H86V248H84ZM88 249H89V248H88ZM88 249H87V250H88ZM96 249H97V248H96ZM98 249H99V248H98ZM38 250H39V249H38ZM60 251H61V250H60ZM74 251H76V250H74ZM89 252H90V251H89ZM99 253H100V252H99ZM245 253H246V252H245ZM57 254H58V253H57ZM46 255H47V254H46ZM76 255H77V254H76ZM85 255H86V254H85ZM48 256H49V255H48ZM41 257H42V256H41ZM43 257H44V256H43ZM75 257H76V256H75ZM124 257H125V256H124ZM247 257H248V256H247ZM76 258H77V257H76ZM118 258H119V257H118ZM203 258H204V257H203ZM64 259H65V258H64ZM36 260H38V259H36ZM41 261H42V260H41ZM60 261H61V260H60ZM74 261H75V260H74ZM58 262H59V261H58ZM71 262H72V261H71ZM56 263H57V261H56ZM226 263H227V262H226ZM27 264H28V263H27ZM39 264H40V263H39ZM253 264H254V263H253Z\"/></svg>",
  "mask_w": 264,
  "mask_h": 264
}]
</instances>
